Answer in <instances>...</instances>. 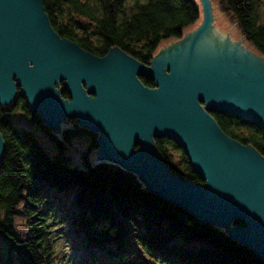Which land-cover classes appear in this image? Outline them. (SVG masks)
<instances>
[{
    "label": "water",
    "instance_id": "water-1",
    "mask_svg": "<svg viewBox=\"0 0 264 264\" xmlns=\"http://www.w3.org/2000/svg\"><path fill=\"white\" fill-rule=\"evenodd\" d=\"M200 5L199 25L146 66L117 49L97 57L59 37L42 0H0V104L19 93L51 126L76 116L98 132V154L264 261V156L227 136L209 114H231L264 132V59L215 36L209 0ZM154 137L175 141L203 185L169 171ZM3 151L0 135V164ZM237 221L243 225H231Z\"/></svg>",
    "mask_w": 264,
    "mask_h": 264
},
{
    "label": "trees",
    "instance_id": "trees-1",
    "mask_svg": "<svg viewBox=\"0 0 264 264\" xmlns=\"http://www.w3.org/2000/svg\"><path fill=\"white\" fill-rule=\"evenodd\" d=\"M218 2L264 59V0ZM42 4L59 37L93 54L117 48L143 62L201 21L193 0H42ZM140 81L152 86L148 78ZM16 96L15 104H0L4 144L0 264H264L224 228L151 193L136 174L116 163L91 164L87 154L97 149L96 132H79L89 138L83 153L85 168L70 165L65 149L52 141L50 155L42 138L54 141L55 135L46 132L26 100ZM16 112L27 126L16 123ZM209 114L227 136L264 156V132L259 126L227 113ZM153 143L169 171L203 185L175 141L161 137ZM59 245L70 253L63 254ZM71 257L79 259L70 261Z\"/></svg>",
    "mask_w": 264,
    "mask_h": 264
},
{
    "label": "rangeland",
    "instance_id": "rangeland-1",
    "mask_svg": "<svg viewBox=\"0 0 264 264\" xmlns=\"http://www.w3.org/2000/svg\"><path fill=\"white\" fill-rule=\"evenodd\" d=\"M193 1L199 7V11H201L200 0H193ZM209 3L211 6V15H212V23H211L212 26L211 27L216 32L214 35L217 36L221 40L230 38L232 45H235L237 43L238 47H240V50L241 49L242 50H249L252 55L254 54L258 58H261L257 54V52L254 50V48L246 40H244V38L241 36L239 28L230 19V16L225 11H223L218 0H209ZM200 20H201V17H200ZM199 23H200V21H199ZM199 23H198V25H199ZM242 52L244 53V51H242ZM20 115L21 114L19 112H16L14 120H16V123L18 125H25V121ZM96 133L98 134V132H96ZM97 134H95V135H97ZM82 137H84L86 140L88 139L87 136H82ZM82 137H78L74 140L73 148L68 149L66 151V154L69 157V164L70 165H72V166L76 165L78 167L85 168V165L83 164L82 161H84L83 153L86 152V150H85L86 141ZM42 140H43L42 145L49 151L50 155H53L52 154V152H54L53 145L50 143V141L46 140L45 138H42ZM98 147H99V143H98V136H97V148ZM87 160L91 164H93L97 161H106V162H110L112 164L115 163L110 158L106 157L104 154L103 155L98 154L97 149L94 152H90L87 154ZM59 248L63 254H69L70 253V250L65 245H59ZM78 259H79V257H71L69 260L70 261H77Z\"/></svg>",
    "mask_w": 264,
    "mask_h": 264
},
{
    "label": "flooded vegetation",
    "instance_id": "flooded-vegetation-1",
    "mask_svg": "<svg viewBox=\"0 0 264 264\" xmlns=\"http://www.w3.org/2000/svg\"><path fill=\"white\" fill-rule=\"evenodd\" d=\"M185 36V35H184ZM184 36L182 37V38H180V39H178V40H176V41H173V42H170V43H168V44H166V45H163L162 47H160V49L156 52V53H154L153 55H151L148 59H145V61L143 62V61H140V60H138L137 58H135V55L133 56V54L131 55V54H128L127 52H125V51H122V50H120V49H117V48H109V49H106L105 51H99V52H97L96 54H93V53H91V52H89V51H86V50H84V51H86V52H88V53H90V54H92V55H94V56H97V57H103L104 55H106L109 51H111V50H113V49H117V50H119V51H121V52H123V53H125L127 56H129V57H131L133 60H135V61H137L138 63H140V64H143V65H146V66H150L151 64H152V62H153V60L154 59H156V57H158L159 56V54L160 53H162V52H164V51H166V50H169V49H171V48H173L175 45L177 46V42H181L182 41V39L184 38ZM81 48V47H80ZM141 77H144V76H138V79L140 80V78ZM146 78V77H145ZM141 82V81H140ZM154 87V84H153V82H152V86L151 87H149V88H153ZM57 88H58V90H59V95L63 98V99H65V100H69V95H68V93L63 89V86H62V82H59L58 83V85H57ZM85 93H87L86 92V90H85ZM17 97V96H16ZM16 99V98H15ZM13 100L12 102H11V105L12 104H15L16 102H17V100ZM31 111V114H33V115H37V116H39L37 113H35V112H33L32 110H30ZM21 116V115H20ZM22 117V116H21ZM23 118V117H22ZM39 118H40V121L42 122V124H43V129L46 131V132H49L48 131V129L50 130V131H52L53 132V135H55V137H56V141L54 140H52L53 138H50V137H44L46 140H48V141H52V142H54L55 144H56V146H61L60 148H64L65 149V151H67L68 149H72L73 148V145H74V140L76 139V138H78V137H82V136H86V135H81L79 132L81 131V130H84V132L85 131H92V132H95V131H93V130H91V129H88V128H86V127H84L83 125H81L80 124V122H79V120L77 119V117L76 116H71V117H67V118H64L63 120H60L59 122H57V124H56V126H51V125H49V124H47L46 122H44L42 119H41V117L39 116ZM24 119V118H23ZM24 121H25V119H24ZM24 126H27L26 125V123H25V125ZM86 133H88V132H86ZM52 134V133H51ZM43 135V134H42ZM88 137V136H87ZM85 141H86V146H85V150L87 149V147H88V144H89V138L86 140L84 137H82ZM156 137H154L153 139H155ZM51 139V140H50ZM51 142V143H52ZM154 144V143H153ZM136 147H138V146H136ZM135 147V148H136ZM66 153V152H65Z\"/></svg>",
    "mask_w": 264,
    "mask_h": 264
},
{
    "label": "bare ground",
    "instance_id": "bare-ground-1",
    "mask_svg": "<svg viewBox=\"0 0 264 264\" xmlns=\"http://www.w3.org/2000/svg\"><path fill=\"white\" fill-rule=\"evenodd\" d=\"M239 49H240V47H239ZM241 50H242V49H241ZM241 50H240V52L244 51V50H242V51H241ZM244 52H245V51H244ZM242 53H243V52H242ZM247 55H249L250 57H252V58H254V59L258 60V61H260L259 59H257V57H256L255 55H252L251 52H248ZM260 62H262V61H260ZM262 63H263V62H262Z\"/></svg>",
    "mask_w": 264,
    "mask_h": 264
}]
</instances>
